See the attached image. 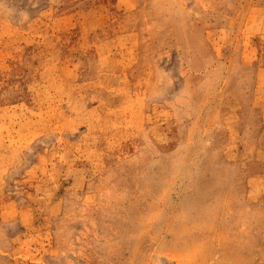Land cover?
Wrapping results in <instances>:
<instances>
[{
    "label": "rangeland",
    "instance_id": "374dc122",
    "mask_svg": "<svg viewBox=\"0 0 264 264\" xmlns=\"http://www.w3.org/2000/svg\"><path fill=\"white\" fill-rule=\"evenodd\" d=\"M0 264H264V0H0Z\"/></svg>",
    "mask_w": 264,
    "mask_h": 264
}]
</instances>
